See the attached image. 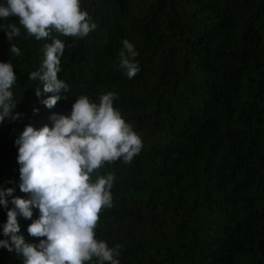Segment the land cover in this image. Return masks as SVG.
<instances>
[{
    "label": "trees",
    "instance_id": "obj_1",
    "mask_svg": "<svg viewBox=\"0 0 264 264\" xmlns=\"http://www.w3.org/2000/svg\"><path fill=\"white\" fill-rule=\"evenodd\" d=\"M81 7L97 25L84 38L53 31L37 40L18 17L0 19V62L13 65L21 113L0 122V189L29 198L19 188L15 144L25 125L51 127L50 116L68 115L79 96L99 103L115 92L113 106L143 147L131 163L121 158L93 174L114 175L97 240L120 246V264H264V0H81ZM9 24L20 28L11 41ZM52 37L66 44L58 78L68 92L49 109L41 101L53 94L37 97L41 82L29 75L41 69ZM124 39L138 53L131 79L120 67ZM13 43L19 55L9 51ZM32 211L17 220L25 242L36 244L27 231L39 216ZM6 220L0 205V239L11 243ZM0 264H23V256L0 247Z\"/></svg>",
    "mask_w": 264,
    "mask_h": 264
},
{
    "label": "clouds",
    "instance_id": "obj_2",
    "mask_svg": "<svg viewBox=\"0 0 264 264\" xmlns=\"http://www.w3.org/2000/svg\"><path fill=\"white\" fill-rule=\"evenodd\" d=\"M18 17L28 35L37 40L49 38L55 31L66 37L84 38L96 27L91 16L81 7V0H6L0 3V19ZM8 41L20 35L16 24L4 30ZM125 52L120 55V67L129 79L139 71L135 61L137 52L127 39L122 41ZM66 44L52 37L44 45L45 59L39 71L29 78L39 80L35 94L52 93L42 99L49 109L61 99V90L68 92V85L58 78L60 57ZM9 51L16 55L20 50L13 43ZM127 53V55H125ZM17 83L13 65L0 62V122L5 118L16 120L21 113L14 112L17 101L11 89ZM115 92L99 97V103L81 95L72 104L68 115L53 113L52 126L39 129L25 125L15 140L18 145L17 162L20 165V191L29 194L28 199L12 196L13 188L0 189V205L7 208V220L2 233L8 239H0V247L23 256V264H88L95 258L96 264H120V246L109 247L97 240L96 227L100 213L112 206L111 187L114 175H97L105 163L123 159L131 163L143 147L140 135L113 106ZM37 111V109H34ZM11 196L14 208H8L6 197ZM39 210L27 231L40 238L36 244L25 242L19 234L17 215L26 219L33 216L32 209Z\"/></svg>",
    "mask_w": 264,
    "mask_h": 264
}]
</instances>
